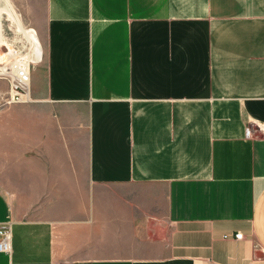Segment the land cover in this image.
Masks as SVG:
<instances>
[{
  "label": "crops",
  "instance_id": "1",
  "mask_svg": "<svg viewBox=\"0 0 264 264\" xmlns=\"http://www.w3.org/2000/svg\"><path fill=\"white\" fill-rule=\"evenodd\" d=\"M28 1L0 264H264V0Z\"/></svg>",
  "mask_w": 264,
  "mask_h": 264
},
{
  "label": "rangeland",
  "instance_id": "2",
  "mask_svg": "<svg viewBox=\"0 0 264 264\" xmlns=\"http://www.w3.org/2000/svg\"><path fill=\"white\" fill-rule=\"evenodd\" d=\"M28 9H29L28 0H7V2L0 0V68L2 69L4 67L6 69L5 72L0 70V120L3 121H8L10 119L27 118V112L25 110V106H20L19 108L18 107L16 108L15 106L17 104L24 105L26 101L6 103V100L8 99V95H9V82H8L9 73L7 72L10 70V67H8L9 63L14 58L16 57L21 58L24 54L29 53L31 51L28 40L21 32L17 30V24H16V20L19 19L23 27L31 26L30 23L31 21H29L30 19L26 15ZM37 34L41 42V50L43 54L44 44L42 41V37L40 33L37 32ZM5 42L11 44L12 48L14 49V53L11 51V49L8 46H6ZM8 53L9 54L12 53V54L11 57L9 58L10 60L9 63L5 65L6 64L5 58L7 57ZM40 59H38L37 61H39ZM33 63H34L33 61H29L30 68L33 65ZM4 162H5L4 160L0 159V170ZM1 180H2V175L0 173V184H1ZM0 188L5 190L10 189V187H0Z\"/></svg>",
  "mask_w": 264,
  "mask_h": 264
},
{
  "label": "built area",
  "instance_id": "3",
  "mask_svg": "<svg viewBox=\"0 0 264 264\" xmlns=\"http://www.w3.org/2000/svg\"><path fill=\"white\" fill-rule=\"evenodd\" d=\"M8 82L9 95L6 103L28 101L30 98V64L21 65L20 62H13L10 66ZM29 98V99H28ZM246 137H264V123L250 122L245 127ZM235 238H241L240 232L235 233ZM10 225L9 223H0V251H9L10 249Z\"/></svg>",
  "mask_w": 264,
  "mask_h": 264
},
{
  "label": "bare ground",
  "instance_id": "4",
  "mask_svg": "<svg viewBox=\"0 0 264 264\" xmlns=\"http://www.w3.org/2000/svg\"><path fill=\"white\" fill-rule=\"evenodd\" d=\"M3 1L7 2V0H3ZM16 24H17V30L19 32H21L26 37V39L28 40V42L30 44L31 51L29 53L24 54L21 58H19V57L14 58L10 63H9V61H10L9 58L11 57L12 53H10V54L8 53L7 57L6 58L4 57L5 63H6L5 65H7L9 63L8 67H10L13 64V62H20L21 65L26 66V64H28L29 61L35 62L41 56V42H40V39H39L36 31L32 27H23L19 19L16 20ZM5 43H6V46H8L11 49V51L14 53V49L12 48L11 44L7 43V42H5ZM29 57L32 59H30ZM8 67H6V68H8ZM0 70L5 72L6 69L3 67L2 69L0 68ZM7 72L12 73V71H10V70Z\"/></svg>",
  "mask_w": 264,
  "mask_h": 264
}]
</instances>
